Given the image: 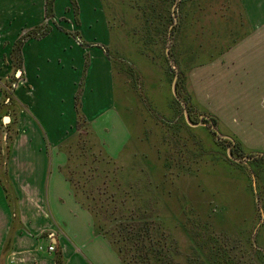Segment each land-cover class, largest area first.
I'll return each instance as SVG.
<instances>
[{
    "label": "crops",
    "instance_id": "0c3cea01",
    "mask_svg": "<svg viewBox=\"0 0 264 264\" xmlns=\"http://www.w3.org/2000/svg\"><path fill=\"white\" fill-rule=\"evenodd\" d=\"M65 2L72 5L70 0H54V15L46 17V0H0L3 76L12 65L15 40L44 21L52 26L48 34L30 37L22 47L21 77L15 94L40 126L27 112L20 113L8 169L0 178L4 186H0V264H58V257L65 264H73L77 253L72 244L77 250L113 253L109 239L96 229L88 193L75 181L77 167L71 162L74 152L67 143L73 139L78 143L79 137L86 133L90 136L93 131L110 157L123 156L133 137L131 126H138L142 118L136 109L130 122L122 106L129 107L130 101L162 102L165 104L156 111L158 121L159 114L164 113L171 120V107L174 110L177 102L183 101L161 96L159 87L171 88L172 84L175 94L178 78L180 85L189 86L185 102H195L203 110L199 122L216 117L219 128L226 130L223 138L254 152L241 160L248 157L249 163H264V25L259 26L261 19L257 21L251 5L256 6L258 1L191 0L178 14L171 42L170 62L177 66L172 82L170 67L157 71L155 79L143 80L144 86L138 82L134 91L133 80L123 66L136 63L111 52L112 23L101 0H77L79 22L74 18L68 28L49 19L63 13ZM98 3L103 19L94 12ZM262 12L264 16V7ZM66 31L79 32L90 45H81ZM141 88L142 97L133 94ZM146 90L153 92L154 100L148 99ZM77 94L84 115L78 128ZM185 120L191 125L190 118ZM122 136L127 141H121ZM51 243L55 250L49 252Z\"/></svg>",
    "mask_w": 264,
    "mask_h": 264
},
{
    "label": "rangeland",
    "instance_id": "374dc122",
    "mask_svg": "<svg viewBox=\"0 0 264 264\" xmlns=\"http://www.w3.org/2000/svg\"><path fill=\"white\" fill-rule=\"evenodd\" d=\"M179 1L177 0V3ZM189 1L191 0H188L187 4L190 3ZM256 1L259 4L255 6L252 3V10L256 15L257 21L261 19L259 26L262 27L264 25L262 20L264 18L262 12L264 0ZM177 3L174 5L175 15L178 18L181 10ZM63 5H65L63 13L49 19L58 22L63 28H68L71 25L70 23L76 18L74 6L68 4V2ZM120 5L119 0H106L107 13L112 23V44L110 48L115 57L119 59L120 57L128 58V60L135 61L136 64L133 66H123L131 74H128V76H130L131 81L133 80V91L135 89L134 86L138 82L143 85V80L147 79L150 81L153 78L155 79L157 71L161 73L164 69L168 70L170 67L172 69V82L173 75L177 70L175 63L170 62L171 56L169 54L171 42L173 41L170 29L172 31L173 26L177 25V22H175L172 26L174 23V5L169 6L172 19L167 23L166 34L162 35V31L161 33L159 32L162 41L159 44H152V50L144 51L149 53L147 55L141 51L136 42V36L139 35L133 33L135 28L131 29L132 20L124 19L121 16ZM98 7L97 11H93L96 14L98 13L100 19H103L102 6L99 4ZM124 11L125 9L123 14ZM85 14L88 17L90 16V12L87 10ZM88 19H91V17ZM45 22L47 23V21ZM152 25L157 26L159 22L153 21ZM157 35L158 33L152 32V42L158 39ZM162 50L163 53H161ZM167 51L168 55L166 54ZM141 53H144L150 59H146L144 54ZM137 56L145 59L146 62L143 60L141 62ZM115 66L118 71H121L119 69L120 65L116 64ZM17 71L11 65L10 71L7 74L5 73V76L0 74V104L2 102L0 107V178L3 177L6 169H8V154L18 133L17 123L20 113L22 111L27 112L40 126L37 117L24 102L22 103L27 107L25 106L16 112L9 105L10 99H7L6 102L3 100L4 92L1 87L11 92L12 86H15V78L21 77L20 74L14 76ZM147 80L146 83H148ZM159 89L160 95L164 94L166 97H171V99L178 98L183 101L177 102L175 111L171 107V120L168 119V113L163 112L164 115L159 114L161 120L158 121L156 111H159L161 105L165 104L162 102L144 103L130 101L129 103L137 105L134 107H131L133 106L131 104L129 107L122 106L126 119L130 122H133L132 118L133 114L136 113V109L141 116L140 120L142 118V123L140 121L138 126L136 124L131 126L133 132L130 131L133 137L131 144L125 150V153L122 154L123 156H112V158H117L115 160L119 164L117 167H119L118 174L121 175L118 176L121 188L127 185L129 186V191L135 194V199L132 201V196L128 198L130 195L125 198H128L127 204L132 208H136L137 211L135 210L134 212L138 213L141 218L151 219V224L154 223V225H159L160 227L159 222L161 221V224L165 225L164 228L167 232H165L166 235H162L163 241H167L170 244V239L167 240V238L172 235V244L177 252L175 264H183L187 259L193 257L192 247L194 243L192 244V242L196 240L195 244H197L203 233L205 239L214 235L218 241L216 242L217 245L222 246L224 250L233 254L236 264H255L248 249H252L254 253L258 251L263 253L264 251L263 160L257 163H249L246 159H242L240 162L234 161L230 157V143L222 136L226 130L222 127L219 128V126H213L211 121L199 122V113L203 111L202 108L197 106L195 102H185L184 99L188 100L189 92L187 84L179 86L180 96H178L177 87L175 96L172 84L171 88L167 86L162 88L160 86ZM142 91L143 89L141 88L139 91L133 92V94L138 93L142 97ZM154 92H157V90H154ZM146 93L149 95L148 99L150 101H152L151 97L153 100L155 99L153 92L146 90ZM129 94L131 95V92ZM119 95H121V91L118 87L117 96L119 97ZM118 103L122 102L118 101ZM143 104L150 106H148L149 108L144 107ZM187 105H193L192 108L196 112L193 114L195 122H189L191 125H188L185 120L187 117L189 121ZM132 109L135 110L133 111ZM186 112L187 115L185 117ZM177 115L178 117L173 122V116ZM4 116H9L10 120L4 122ZM196 121L198 124H196ZM83 136L79 137L78 143H75L76 139H73L72 142L69 140L67 143V146L69 148L72 147L71 149L74 152L71 162H73V165L75 162V166L80 172L84 169L88 170V165L92 163L89 155L91 149L87 148L86 144L91 146L93 138L87 133ZM123 138L122 136L121 141H127ZM79 140L81 141L79 142ZM136 143L138 146H136ZM241 150L242 152H247V150ZM96 156L97 161L95 163L97 166L109 165L108 168L110 170L116 168V165L110 164L108 161L105 163L102 160L104 156L98 157L97 154ZM85 174V176H89L93 175V172L87 171ZM101 179L104 178L93 177L88 184H95L100 187L102 184ZM0 186L4 188L2 181ZM123 190L124 188H122ZM107 195L102 197L105 198ZM119 212H122V210H115L114 213L119 214ZM201 227L208 232L201 231ZM212 243V241H208L207 245L210 247ZM164 244L167 245L166 243ZM72 245L77 253L73 264H123L113 246L111 247L113 253H107L100 250L95 251L96 249L89 251L77 250V246ZM170 246L167 245L165 248L164 251L167 254L164 252L162 261L158 259L157 263L154 264H171V251H166ZM126 256L130 258L129 253ZM133 261L135 260H131L130 264H137Z\"/></svg>",
    "mask_w": 264,
    "mask_h": 264
},
{
    "label": "trees",
    "instance_id": "16d2710c",
    "mask_svg": "<svg viewBox=\"0 0 264 264\" xmlns=\"http://www.w3.org/2000/svg\"><path fill=\"white\" fill-rule=\"evenodd\" d=\"M70 2L74 6L73 9L75 12L74 14L76 16L75 20L76 22H79V10L77 0H70ZM119 2L121 4L120 6L122 10L121 16L124 17V19L126 18L132 20L133 24L131 25V29L135 28V31L133 33L135 35H139L136 36V42L138 43V46L140 47L141 51L148 52L152 50V44H159L162 41L160 35L161 31L162 35L166 34L165 31L168 26L167 23H169L172 19L169 6H173L175 3H177V0H119ZM187 2L188 0H180L177 3V6L179 5L178 7H180V10H183ZM101 4L108 20L110 21V18L107 13L106 0H101ZM124 9L125 11L123 14ZM53 15L54 0H46V17H51ZM153 21H158L159 25H152ZM175 28L176 25L173 26L172 31L170 29V35L171 33L172 35H174ZM51 29L52 26L49 23L37 24L31 29L21 34L16 39L13 43L10 56L12 68H16V71L22 70V47L25 41L30 37H43L44 35L48 34ZM61 29L63 30L62 27ZM152 32L158 33V39H155L154 42L151 41ZM67 33L77 38L81 45H90L84 41L79 32ZM144 53L149 54L146 52ZM161 53H163V50L161 51ZM169 54L171 56V47L169 49ZM15 75L16 73H14V76ZM19 78L20 77L15 78V85ZM179 86L180 80L178 78L176 82L178 96H180V91L178 90ZM1 88L4 92V102H6L7 99H10L11 102L9 105L13 107L16 112L26 106L15 94V86H12L10 90L11 92H9V90L6 91L4 87ZM76 99L78 128L82 126L84 115L81 111V102L79 100V94H77ZM184 100L187 101V99ZM1 105L2 102L0 104V107ZM192 109L193 108H191V106L187 105L189 118L192 122H195L194 117L192 115ZM203 121H211L213 123V126H218L219 124L218 119L214 116H210L209 119L203 118ZM90 134L92 135L91 138H93V143L91 146L86 144V147L91 149V153L89 155L91 156L90 162L92 163L91 165H88V170L84 169L81 172L79 170H75L74 173H76L75 180L77 181V184H79V188L84 189V191L88 193V197L91 199V202L88 203V207L94 215L96 229L103 233V235L109 239L113 248L118 252L124 264H130L131 260L133 259L135 260L133 262H136L137 264H154L157 263L158 259L162 261L163 254L165 252L164 250L167 245H171L166 251H171V264H175V262L177 261V252L174 248L175 246L172 244V235L170 238H167V240L170 239V244H168L167 241H163L162 235L167 232L164 228L165 225L163 226V224H161V221L159 222L160 227L159 225H154V223L151 224V219L141 218L138 213L134 212L136 208H132L129 204H127L129 197L132 196L131 201L135 199V194L129 191V186L127 185L122 187L124 188V190L122 191L118 177L121 176L120 174H118L119 167L117 166L119 164H117V161L110 157L106 153V151L101 147L97 137L95 136V134H93V131H91ZM229 143L231 146L230 153L235 158L241 159L244 154H246V156L254 155V152L251 151L242 152V148L238 145L237 142L233 145L231 142ZM96 154L98 155V157H100L101 155L104 156L102 157V160H104L105 163H107L108 161V163L116 165V168L110 170V168H108L109 165L97 166V164L95 163L97 161ZM87 171L93 172V175L91 174L89 176H85V173ZM78 173L82 174L78 175ZM97 176L99 178H104L101 179L102 184L100 185V187L96 186L95 184H88L89 182H91L93 177ZM103 195H107V197L104 198L102 197ZM127 196L128 198L125 199ZM120 209L122 210V212H119V214L114 213L115 210ZM201 231L206 232L207 230L201 227ZM203 234L201 239L197 241V244H195L196 240L192 242V244L194 243L192 247L194 255L192 258L187 259L186 262H184L183 264H236L235 260L233 259V254H230V251L224 250L222 246L217 245L216 242L218 241L216 237H214V235L211 237L209 236L208 239H205ZM208 241L213 242L210 247L207 245ZM164 243H166L167 245H165ZM248 250L251 253V259L253 263L264 264V251L263 253L259 251L257 253H254L252 252V249L249 248ZM127 253H129L130 258L126 256ZM165 254L167 253L165 252ZM153 258L154 260H152ZM57 263L65 264L64 260L60 257L57 258Z\"/></svg>",
    "mask_w": 264,
    "mask_h": 264
},
{
    "label": "water",
    "instance_id": "95a60500",
    "mask_svg": "<svg viewBox=\"0 0 264 264\" xmlns=\"http://www.w3.org/2000/svg\"><path fill=\"white\" fill-rule=\"evenodd\" d=\"M173 15H174V23L172 24V26L175 24V22H176V20H177V17H176V15H175V5H174V7H173ZM20 73H21V70H18L16 74L19 75ZM174 91H175V90H174ZM186 115H187V112H186ZM3 120H4V122H8V121L10 120V117H9V116H4V117H3ZM213 129L216 130L215 127H213ZM229 150H230V148H229ZM230 157H231L232 159H234L235 161H240V160H241L240 158H235V157H233V156L231 155V153H230ZM246 159H248V157H246Z\"/></svg>",
    "mask_w": 264,
    "mask_h": 264
},
{
    "label": "built area",
    "instance_id": "2783aa9c",
    "mask_svg": "<svg viewBox=\"0 0 264 264\" xmlns=\"http://www.w3.org/2000/svg\"><path fill=\"white\" fill-rule=\"evenodd\" d=\"M43 247L40 245L39 246V249H42ZM55 250V245L54 244H49L48 246H47V251H49V252H52V251H54Z\"/></svg>",
    "mask_w": 264,
    "mask_h": 264
}]
</instances>
